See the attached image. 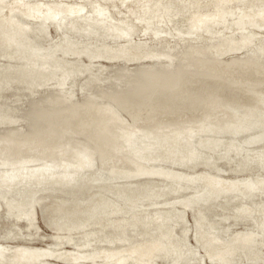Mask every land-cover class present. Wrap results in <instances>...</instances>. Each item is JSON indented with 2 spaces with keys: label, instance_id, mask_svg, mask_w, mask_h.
Instances as JSON below:
<instances>
[{
  "label": "rangeland",
  "instance_id": "374dc122",
  "mask_svg": "<svg viewBox=\"0 0 264 264\" xmlns=\"http://www.w3.org/2000/svg\"><path fill=\"white\" fill-rule=\"evenodd\" d=\"M24 3L84 10L60 18L34 6L27 15ZM95 6L106 9V24ZM243 12L255 20L242 21ZM199 16L211 17L207 28H192L189 21ZM241 37L246 46L219 57L229 39ZM228 66L264 76V0H0L1 78L77 109L86 98L118 110L132 103L190 113V136L214 139L216 146L199 145L173 170L239 185L206 198L211 201L224 192L258 197L192 210L174 193L190 195L196 184L140 176L112 183L126 184L114 193L110 181H96L95 169L67 264H264V236L257 231L264 215V101L257 83H243V73ZM110 156H102L106 169ZM231 207L251 210V221Z\"/></svg>",
  "mask_w": 264,
  "mask_h": 264
},
{
  "label": "water",
  "instance_id": "95a60500",
  "mask_svg": "<svg viewBox=\"0 0 264 264\" xmlns=\"http://www.w3.org/2000/svg\"><path fill=\"white\" fill-rule=\"evenodd\" d=\"M108 126L0 77V264H67Z\"/></svg>",
  "mask_w": 264,
  "mask_h": 264
},
{
  "label": "bare ground",
  "instance_id": "6f19581e",
  "mask_svg": "<svg viewBox=\"0 0 264 264\" xmlns=\"http://www.w3.org/2000/svg\"><path fill=\"white\" fill-rule=\"evenodd\" d=\"M34 6H37L36 8H38V6L47 7L52 12L60 16V18L64 15H78L81 14L84 10L83 6H79V5L64 6L60 3L59 4L39 3L35 5H28L26 3L21 4L23 11L25 10L24 13L27 15L30 14L29 8L32 7V9H35L33 8ZM94 11L100 17V20L106 24L107 20L101 18L106 15V9L100 6H95ZM43 12L45 11H42V13ZM31 14H33L32 11ZM47 14L44 15L47 16ZM41 16L43 17V15ZM248 19L250 21L255 20L251 18L249 15H247L245 12H243V16L241 20L247 21ZM210 20L211 17L199 16L196 22L194 21H189V22L191 23L192 28L198 30V29L207 28L208 26L206 22ZM238 22L243 23L240 20ZM108 25L113 27L112 23H109ZM122 32H124V36H126V38L128 36H130L131 38L132 33L129 30H123ZM246 42L247 40H244L243 37H241V40L237 42L234 39H229L227 43V47L222 50L219 57H224L225 55H228L232 51L238 52L241 48L246 46L245 45ZM85 49L82 48L81 50L88 51V49L86 50ZM102 49L103 47H101L100 49H93L91 52H95V51L101 52ZM133 51L135 50L133 49ZM251 52L254 53V51ZM126 54L129 53L124 52V55ZM163 54H164L163 56L161 54L163 58L164 57L168 58L166 53ZM228 67L230 68L231 71L240 74L243 73V75H241L242 77L245 76L244 78H241V81L243 83H247L250 81L257 83V89L258 90L260 89L259 91H257L258 92L257 94L259 98L264 101V76L254 74L249 71L238 72L234 70L232 66H228ZM225 68L228 69L227 67ZM193 90H190V92H192ZM212 96L218 98L216 97V94H213ZM116 106L119 108V110H122V112L123 111L127 112V114L129 113L128 108L133 106V108L131 107L132 112L129 113L130 116L132 117V120L134 121L133 125L129 124L128 121L122 117L121 112L113 105H103L98 102L84 98L83 105L80 108H78L79 110H82L91 115L109 121V126L106 132V136L96 166V169L99 174V177L96 181L99 180L100 182H103L106 180V181H110V184L117 183V181H123V182L126 181L128 183L129 180L135 177L140 178V176H158L161 178H167L173 180L176 179L177 181H184L187 183L196 184L199 186V189L196 192L191 191L190 195H185L184 191L174 193V195L176 196H181V197L184 196V198L186 199L185 203H190V204H186L189 207H185V208H189L192 210H194L195 208L197 209L199 207L205 209L206 207H209V205L211 206L212 204H214V202H217L220 199L223 202L221 203L220 201L219 204H228V202L230 201L240 200L244 202L258 198L255 194L251 195L247 193L245 194V193L224 192V193L216 194L211 201L206 198L210 197L211 195L219 191L233 190L235 189V187L239 188V185L231 181L223 180L218 177L211 176L205 173L198 175H189L185 173L175 172L173 170L172 167L183 168L184 164L187 162L188 157L193 155L194 149H198L199 145H203L205 148L208 149H212L216 146L215 140L213 138H212L213 140H204L205 139L204 138L202 141L201 138L199 139L198 136L195 138L190 136L188 127L189 125H191L190 122H192V120L194 121L195 118L194 115L187 112L171 111L162 108L137 106L136 104H132V103L118 104ZM108 154L109 155L111 154L114 160L112 159L113 161L111 166L106 169V164L104 165L103 162L105 161L102 160V156L105 155V157H107ZM111 156L110 158H112ZM110 158L108 159V161L110 160ZM205 177H209L211 180L210 179L205 180L206 179ZM125 185L119 186L112 184V185H108L107 188H109L110 191L115 193L119 188ZM175 202H180V201L176 200ZM224 206L229 207L228 205H224ZM95 211H97V209ZM230 211H234L235 213L241 215L242 217L243 215H246L243 220L251 221V217H250L251 210L249 209H246L247 211L246 213L244 209L238 210L236 209V207H231ZM166 219L169 220L168 217ZM160 220L163 221L165 220V218L161 216L159 221ZM195 224L197 227L199 226L198 219L195 220ZM233 226H236V224H234ZM259 226H260L259 230L257 231L264 236V231L263 232L260 231L264 229V215H262L261 219L259 220ZM229 228L231 229L232 226Z\"/></svg>",
  "mask_w": 264,
  "mask_h": 264
}]
</instances>
